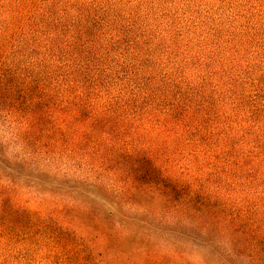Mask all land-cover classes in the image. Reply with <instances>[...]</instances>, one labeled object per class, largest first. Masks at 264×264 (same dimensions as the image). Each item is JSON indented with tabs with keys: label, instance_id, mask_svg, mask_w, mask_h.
Listing matches in <instances>:
<instances>
[{
	"label": "trees",
	"instance_id": "16d2710c",
	"mask_svg": "<svg viewBox=\"0 0 264 264\" xmlns=\"http://www.w3.org/2000/svg\"><path fill=\"white\" fill-rule=\"evenodd\" d=\"M182 1L0 0L17 263L264 264V0Z\"/></svg>",
	"mask_w": 264,
	"mask_h": 264
},
{
	"label": "rangeland",
	"instance_id": "374dc122",
	"mask_svg": "<svg viewBox=\"0 0 264 264\" xmlns=\"http://www.w3.org/2000/svg\"><path fill=\"white\" fill-rule=\"evenodd\" d=\"M200 2L201 1H195V3H191V4L185 3L186 6H182L183 1L180 0L179 4H176V6H172V4L171 5L168 4L167 9H170V11H175L178 8L180 17H183L185 14H188L189 12H192L195 15V17H198L197 12L206 10V7L204 5L200 6L201 8L199 11H197V9H195L196 7H194V5L197 3H200ZM209 5L213 6L214 1L212 0L209 3ZM2 250L3 249L0 248V255L3 254L4 252L7 255L4 258L0 257V263L1 264H21V262L17 263L15 256H12L7 250H5L4 252ZM30 264H36V262H32Z\"/></svg>",
	"mask_w": 264,
	"mask_h": 264
}]
</instances>
